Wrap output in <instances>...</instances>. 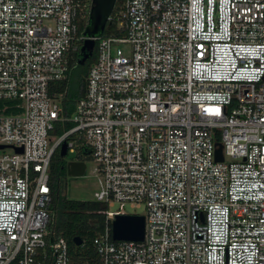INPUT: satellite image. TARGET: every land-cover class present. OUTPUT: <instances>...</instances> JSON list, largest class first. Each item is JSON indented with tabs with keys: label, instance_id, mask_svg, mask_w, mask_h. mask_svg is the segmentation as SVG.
<instances>
[{
	"label": "built area",
	"instance_id": "2783aa9c",
	"mask_svg": "<svg viewBox=\"0 0 264 264\" xmlns=\"http://www.w3.org/2000/svg\"><path fill=\"white\" fill-rule=\"evenodd\" d=\"M92 5L0 0V264H71L50 230L63 144L95 164L100 264H264V0H122L65 116L55 85ZM126 206L145 208L142 241L113 240Z\"/></svg>",
	"mask_w": 264,
	"mask_h": 264
},
{
	"label": "trees",
	"instance_id": "16d2710c",
	"mask_svg": "<svg viewBox=\"0 0 264 264\" xmlns=\"http://www.w3.org/2000/svg\"><path fill=\"white\" fill-rule=\"evenodd\" d=\"M122 0L116 2L115 9H118ZM86 25L82 26V31ZM104 37L121 36L117 24L108 22L104 31ZM96 47L93 59L85 64L78 65L76 59L73 61L72 72L68 78L55 85L57 93H65L63 99L64 115L71 116L75 103L80 100L86 92V80L90 66L97 58ZM77 58V56H76ZM77 68H83V72L77 79V89L72 90L70 77ZM74 125L66 123L57 126V133L62 135L64 131L71 129ZM66 174L65 164L56 152L51 162V187H52V222L50 230L54 233L53 240L64 238L69 245L71 264H100L94 240L104 231L107 224L105 211L108 207L97 201H77L67 199L61 190V177ZM74 238H80L82 245L77 246Z\"/></svg>",
	"mask_w": 264,
	"mask_h": 264
},
{
	"label": "water",
	"instance_id": "95a60500",
	"mask_svg": "<svg viewBox=\"0 0 264 264\" xmlns=\"http://www.w3.org/2000/svg\"><path fill=\"white\" fill-rule=\"evenodd\" d=\"M118 0H93L92 9L89 16L88 24L86 25L83 35L86 40L80 49L77 57V64L83 65L85 59L92 54L96 42L94 38L101 37L104 34L107 20L113 11ZM4 147H0L2 149ZM17 152H22L18 149ZM61 158L67 156V146L63 144L59 152ZM216 160L223 161L222 145L218 144L216 151ZM67 175L70 177H83L85 175L86 164L84 162H68L65 166ZM145 233V217L120 215L116 216L112 222V237L115 241H142ZM73 242L77 246L82 245L80 238H74Z\"/></svg>",
	"mask_w": 264,
	"mask_h": 264
},
{
	"label": "rangeland",
	"instance_id": "374dc122",
	"mask_svg": "<svg viewBox=\"0 0 264 264\" xmlns=\"http://www.w3.org/2000/svg\"><path fill=\"white\" fill-rule=\"evenodd\" d=\"M95 62V61H94ZM92 66V65H91ZM90 66V67H91ZM90 69V68H89ZM83 72V68H77L73 74H71L70 81L71 85L69 86L72 90L77 89L78 83L77 79L80 74ZM8 152H10L8 150ZM59 154V153H58ZM76 156L73 154H68L62 158L63 163L66 164L72 159H75ZM86 173L83 177H70L66 174L61 177V190L63 195L70 200L77 201H93L94 193L97 191V180L93 177V171L95 164L92 161H87ZM117 207L112 208L111 210H116ZM125 211L131 215L144 216L145 208H132L126 206Z\"/></svg>",
	"mask_w": 264,
	"mask_h": 264
},
{
	"label": "flooded vegetation",
	"instance_id": "af4514ba",
	"mask_svg": "<svg viewBox=\"0 0 264 264\" xmlns=\"http://www.w3.org/2000/svg\"><path fill=\"white\" fill-rule=\"evenodd\" d=\"M94 50H95V49H94ZM93 57H94V51H93L92 54H89V57H88L87 59H85V62H84L83 65L89 63V62L93 59Z\"/></svg>",
	"mask_w": 264,
	"mask_h": 264
}]
</instances>
